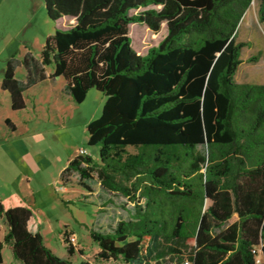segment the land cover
<instances>
[{"label":"trees","instance_id":"16d2710c","mask_svg":"<svg viewBox=\"0 0 264 264\" xmlns=\"http://www.w3.org/2000/svg\"><path fill=\"white\" fill-rule=\"evenodd\" d=\"M253 1L44 0L49 17H65L68 26L46 37L40 61L24 57V81L10 58L2 87L13 109L25 108L24 92L54 63L51 76L65 77L76 102L91 88L105 94L101 114L88 123L99 161L78 153L62 171L65 184L78 172L89 190L85 180L96 173L105 189L134 204L113 230L90 228L97 258L261 264L264 83L235 80L246 44L237 33ZM258 15L264 22V0ZM133 22L154 32L165 23L160 45L139 53L129 35ZM0 215L7 222L0 262L6 243L20 264H94L73 262L68 231L70 257L47 246L36 209L20 194L0 198Z\"/></svg>","mask_w":264,"mask_h":264},{"label":"rangeland","instance_id":"374dc122","mask_svg":"<svg viewBox=\"0 0 264 264\" xmlns=\"http://www.w3.org/2000/svg\"><path fill=\"white\" fill-rule=\"evenodd\" d=\"M258 10L259 0H254L238 29L237 40L246 44L235 74L237 82L264 83V22H260ZM66 26L67 18L49 17L44 0H0V65L10 55L16 63V76L25 80L24 57L32 55L40 61L46 37ZM165 34V23L158 32L142 22L129 27L132 44L141 54L158 47ZM53 70L54 63L46 65L47 78L25 92V108L6 111L0 107V198L16 192L32 204L42 222L44 241L57 255L70 257L64 241L68 231L69 243L76 249L71 256L74 263L87 259L94 264H126L97 258L100 248L90 228L113 230L120 219L130 218L134 204L105 189L96 173L85 180L90 190L80 183L78 172L70 182L62 180L63 169L81 149L94 162L99 161V145L88 142V123L101 114L106 96L91 88L82 102H76L65 77L51 76ZM7 116L15 129L6 122ZM199 148L205 150L202 145ZM6 231L7 222L0 215V242ZM1 255L0 264H20L9 244L3 245ZM259 259L264 264L261 256Z\"/></svg>","mask_w":264,"mask_h":264},{"label":"crops","instance_id":"0c3cea01","mask_svg":"<svg viewBox=\"0 0 264 264\" xmlns=\"http://www.w3.org/2000/svg\"><path fill=\"white\" fill-rule=\"evenodd\" d=\"M74 20L71 19L69 20V23H72ZM10 59V55L5 56V58L3 59V62L0 65V107L5 108L6 111H8L9 107H12V99H11V94L7 89H4L2 87V81H3V75H4V70L6 68L7 65V61ZM27 75V74H26ZM17 77V76H16ZM18 78V77H17ZM19 79V78H18ZM21 81H24L23 79H19ZM36 85V84H35ZM34 86V85H33ZM32 87V86H31ZM30 87V88H31ZM29 89V88H28ZM27 89V90H28ZM26 90V91H27ZM25 91V92H26ZM25 92H24V97H25ZM26 100V99H25ZM13 109V108H12ZM23 109V108H22ZM14 110V109H13ZM19 110V109H18ZM10 119L9 116H7L5 118L6 119ZM15 125V124H14Z\"/></svg>","mask_w":264,"mask_h":264},{"label":"built area","instance_id":"2783aa9c","mask_svg":"<svg viewBox=\"0 0 264 264\" xmlns=\"http://www.w3.org/2000/svg\"><path fill=\"white\" fill-rule=\"evenodd\" d=\"M80 153L85 154L86 153V149H81ZM185 264H190L189 261H185Z\"/></svg>","mask_w":264,"mask_h":264}]
</instances>
